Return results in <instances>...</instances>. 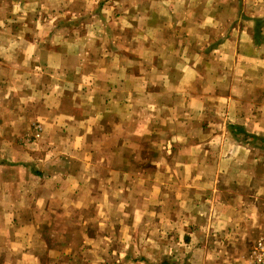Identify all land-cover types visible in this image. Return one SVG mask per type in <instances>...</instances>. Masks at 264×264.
I'll return each mask as SVG.
<instances>
[{
  "label": "crops",
  "instance_id": "1",
  "mask_svg": "<svg viewBox=\"0 0 264 264\" xmlns=\"http://www.w3.org/2000/svg\"><path fill=\"white\" fill-rule=\"evenodd\" d=\"M65 1L102 21L67 31L62 1L0 0L2 25L22 24L0 44V264H143L144 216L171 211L152 204L160 181L185 212L211 199L218 225L258 228L264 188L238 191L263 150L232 128L264 138V0Z\"/></svg>",
  "mask_w": 264,
  "mask_h": 264
},
{
  "label": "rangeland",
  "instance_id": "2",
  "mask_svg": "<svg viewBox=\"0 0 264 264\" xmlns=\"http://www.w3.org/2000/svg\"><path fill=\"white\" fill-rule=\"evenodd\" d=\"M62 1L61 7L52 6L55 11L58 9H66L67 14H65V19L62 22H55L53 25H61L63 30H73L77 33L84 31L87 24L88 18L91 19V15L94 14V22L100 24L99 8L96 5L94 11L91 15H86V19L83 20V15H80L76 20H70L71 15L74 13L75 7L68 6V1ZM10 2V0H9ZM58 2L57 4H59ZM67 6L66 8H63ZM7 6H3L0 9V18L5 16V10ZM30 13L27 14L30 22H26L31 29L41 28V24H47L45 30H50L52 27L51 20L45 16L44 9L40 13V18L35 12V6L30 7ZM42 9V8H41ZM102 10V8H101ZM28 13V12H27ZM6 27L10 31L16 30L21 27L18 23H13L12 25H7ZM72 25V27H71ZM0 21V44L1 41H4L6 36L4 30L6 29ZM236 127V126H234ZM43 125L40 121L36 120L31 124V131L25 135L22 142L20 143L23 148L28 142H35V139L39 137L42 132ZM21 141V140H20ZM19 141V142H20ZM250 144V143H249ZM263 151L253 150L249 155V164L250 159L254 160V172L257 177L253 179L247 186V183H244L243 186H240V193H263L264 188V149ZM12 151V150H11ZM11 151H0V161H6L7 155L11 154ZM9 153V154H8ZM162 168V167H161ZM162 171V170H161ZM255 175V176H256ZM155 184V183H153ZM158 185L157 195L155 196L156 200H153V205L168 204L172 205L170 207V213L168 214H159L150 216L149 219L144 216V222H149L147 235L155 234V246L149 244V246H143L139 251H135L134 255L136 259L143 261V264H254L256 250L258 249V243L261 242L264 247V198L254 199L249 197V201L253 202L251 204L253 211L255 212V218L259 222L258 228H250V230H240L236 229L234 224L216 223L213 215L208 214L206 208L211 205L212 200L208 199V202L204 203L202 214H196L195 210L192 212H185V209L176 206L174 202L170 201V193H164L165 189L170 190V182L163 181L156 183ZM228 185L227 190L224 193H237L236 191L232 192V188L235 187V183ZM145 190H148L149 186L144 185ZM21 193H23L21 191ZM21 196L16 195V197ZM5 197L0 196V208L2 203H6ZM180 202V201H179ZM248 203V201L246 200ZM245 202V203H246ZM207 206V207H205ZM4 211V210H0ZM182 211V212H181ZM90 218L92 221L99 220L100 217L96 213H91ZM134 219V215H132ZM138 218V217H137ZM136 218V219H137ZM166 220L168 223L166 224ZM65 224V220L62 221V225ZM151 225H153L151 227ZM118 248V247H117ZM140 254H137V253ZM145 261V262H144ZM117 264V263H115ZM138 264V263H135Z\"/></svg>",
  "mask_w": 264,
  "mask_h": 264
},
{
  "label": "trees",
  "instance_id": "3",
  "mask_svg": "<svg viewBox=\"0 0 264 264\" xmlns=\"http://www.w3.org/2000/svg\"><path fill=\"white\" fill-rule=\"evenodd\" d=\"M232 131L234 132H232L233 136L237 139L238 142H246L250 138L252 144H254L255 147L264 149V138L254 135H246L239 129V127L232 128Z\"/></svg>",
  "mask_w": 264,
  "mask_h": 264
},
{
  "label": "built area",
  "instance_id": "4",
  "mask_svg": "<svg viewBox=\"0 0 264 264\" xmlns=\"http://www.w3.org/2000/svg\"><path fill=\"white\" fill-rule=\"evenodd\" d=\"M255 263L254 264H264V247L262 243H258V249L256 250Z\"/></svg>",
  "mask_w": 264,
  "mask_h": 264
}]
</instances>
